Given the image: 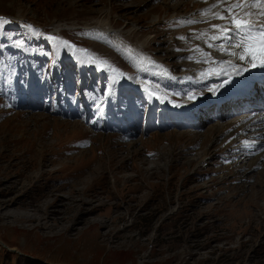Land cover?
<instances>
[{
    "label": "rangeland",
    "instance_id": "1",
    "mask_svg": "<svg viewBox=\"0 0 264 264\" xmlns=\"http://www.w3.org/2000/svg\"><path fill=\"white\" fill-rule=\"evenodd\" d=\"M194 1L0 0V264H264V141L253 149L254 134H245L238 148L252 154L239 160L236 144L225 140L246 122L234 118L247 112L206 119L203 131L148 127L141 125L147 104L131 91L140 117L134 134L94 126L108 124L100 117L106 74H93L87 55L134 79L131 44L171 55L201 24L191 17L205 5ZM189 20L196 22L183 23ZM105 21L113 31L103 29ZM58 36L87 55L64 62L68 47L50 39ZM162 60L174 63L173 56ZM36 71L47 95L34 107L26 98L13 101L26 89L16 94L4 76L17 74L24 84L26 72L32 79ZM174 84L165 92L182 99ZM67 95L77 97L78 117L58 112ZM85 111L88 120L80 119ZM255 155L259 161H247Z\"/></svg>",
    "mask_w": 264,
    "mask_h": 264
},
{
    "label": "bare ground",
    "instance_id": "2",
    "mask_svg": "<svg viewBox=\"0 0 264 264\" xmlns=\"http://www.w3.org/2000/svg\"><path fill=\"white\" fill-rule=\"evenodd\" d=\"M197 1L202 2L203 5H205V9L211 8V11L208 13H205L203 11V13L198 16L192 15L191 18L196 19V21L201 22V24L192 26L187 30L186 32L187 41L184 44H182V42H179L178 50L176 51L173 50L170 53L171 55L169 56L168 55L166 56L163 53L158 54L161 56H155V55H149L147 51L144 52L143 48L141 47V45H139V43L138 45L131 44L132 45L131 48H134L133 49L134 53L138 54V59L136 63L132 61L134 62L136 66L139 67L138 74L134 76V79L132 78L130 79L129 76H125L121 74L120 72L118 73L119 74L118 80L119 79L122 80L123 77L129 79L131 86L134 89H136L141 94V96L144 98V100L149 104V108H146V111L144 114V121H143L144 125L146 126L162 128L165 126H170L171 124L175 123V124L181 125V127H193V125H196L195 129L193 130H199V131L205 130V129L199 128L200 125L202 124V121L206 119L205 117H210L211 119H213V117L217 116V114L207 113V110L204 108V106H201L200 104L201 100L202 99L209 100L213 97L218 96L223 91H225L226 85H228V83L225 84L224 81L228 80V76L230 74L236 73L230 65L222 63L223 61L231 59L229 55L226 52L219 51V49L214 46V45L222 44L223 43L222 40L211 39L212 36L220 34V30L213 28L212 25L227 24L226 20L213 18V15L219 12L221 15L229 16L230 13H228L226 9L231 4L235 3L236 0H220V2H218V0H195L194 2L196 3ZM213 4H216L217 7L212 8L211 6ZM240 11H241L240 9H233V12H240ZM251 19L258 20V21L262 19V22H264V17L253 16L251 17ZM102 27L106 31H113L111 30L112 26L109 21L102 22ZM114 32L113 33L111 32L114 36H118V37L120 36L119 34L116 33V31ZM202 34H205V35L202 36ZM210 45H213V46H210ZM80 50H75V52L80 53L81 52ZM140 51H143V52H140ZM168 51H171V50H168ZM203 53H211V57H205L203 56ZM89 55L91 54H88L87 56ZM170 56H173L174 58V63L171 64V68L168 67L166 63L162 60V57L166 59L168 57L170 58ZM236 63L240 65L239 71L243 67H251L246 61H236ZM89 64L91 68L93 69L94 68L93 64L92 63H89ZM151 67H153L154 69L152 70ZM140 70H141V73H140ZM222 70H223V73L220 75L213 74V73H221ZM165 71H167L168 73L167 75L163 74ZM153 75L158 79L156 78L153 79L154 77ZM176 80L179 81L180 88H181V94L183 93L182 99H179V100L176 99V102L178 103L179 106L183 108L182 114L185 117V120L182 121L180 119L178 123H176V121H173V118L176 115V111L166 110L165 108L161 107L156 116H154L153 114V107L156 101H158L161 98H165L168 95L167 92H165V87H167L168 85L173 86L174 83L172 84V82ZM118 84L119 83H117L115 87L114 85L112 86L116 89L117 87H119ZM217 85H222V86L216 87L214 91H209V89H212L214 86H217ZM40 88H41L40 82L37 83L36 80H34L33 91L30 93L31 98L34 102L40 101L41 99L39 95ZM153 93H155V95H153ZM189 93H191L195 98L189 99L188 98ZM259 93H262V89L259 91ZM30 95L25 97L26 100H28V97H30ZM258 98L259 97L251 99V102H249L250 110H248L250 112L246 113L245 117L234 118L233 121L239 120L238 122H241L242 120L245 121L246 119V122L243 124L244 126L241 125L238 128L236 127L234 129H229L230 132L225 135L226 141H231L234 145L236 144L235 147L231 149L233 152L236 149H238L237 153L239 154L238 156L239 160L244 157L245 153H247L248 155L252 154L249 151H247L249 147L245 148V150H243L244 152L243 151L241 152L240 149L238 148L240 144L237 141L244 139L243 137L244 134H255V136L258 137L259 141L264 140V107L262 108L255 107L258 105V100H259ZM262 102L264 103V96H262ZM198 104H200V106L197 107ZM189 105H194L195 108L189 109L188 108ZM234 105L240 108V105L238 104H234ZM122 112L123 114H121L120 119L122 120V123L124 124V126H126L124 133L132 135L136 132L139 124L137 121H135L132 117L129 116L128 109L127 110L122 109ZM220 113L222 112L220 111ZM205 114L206 116H204ZM181 130H184L187 133L195 135L193 133L194 131L193 130L190 131L188 130V128L181 129ZM248 131L249 133H247ZM252 138H255V137H252ZM250 142H252L250 147L255 149V147L257 146V142L254 141L253 139H251ZM213 144H214L213 142L210 145L209 143L205 144V149L207 151L202 153L204 154L203 156L200 157V155L202 154L200 155L198 154L199 156L196 154L198 156L197 158L199 159V162L202 160L204 161L207 158L205 154L211 152L210 147ZM166 160H168V158H166ZM187 160L189 162L190 158L188 157ZM259 160L260 159H257L256 155L254 157L247 158V161L249 162H252V161L256 162ZM157 163L155 161L153 162L154 165H156ZM160 163L163 164V161ZM164 163L167 164V161H165Z\"/></svg>",
    "mask_w": 264,
    "mask_h": 264
},
{
    "label": "snow or ice",
    "instance_id": "3",
    "mask_svg": "<svg viewBox=\"0 0 264 264\" xmlns=\"http://www.w3.org/2000/svg\"><path fill=\"white\" fill-rule=\"evenodd\" d=\"M218 2H220V0H218ZM211 7L215 8L217 5L213 4ZM233 9H240L241 11L233 12ZM210 11L211 8L204 9L205 13ZM226 11L230 13L229 16L221 15L219 12L213 15V18L226 20L227 24L212 25L213 28L220 30V34L211 37L213 40H223L225 43L214 46L217 47L219 51L226 52L233 58L223 61L222 63L230 65L237 75L240 74V65L236 63V61H246L251 67H264V23L251 19L253 16L264 17V0H236V2L231 4ZM5 22L6 21H4L3 18H0V25ZM195 22L196 21L189 20L184 21L183 23ZM205 34H202V36ZM50 39L58 40L56 37H50ZM59 43L69 47L70 50L75 49L76 47L75 45H70L68 41H59ZM80 51L87 52L86 49ZM73 55H75V52H73ZM203 56L211 57V53H203ZM87 62L96 64L102 69L107 67L112 71H117L112 68L107 61L94 59L92 55H89ZM222 73L223 70L221 73L213 74L220 75ZM163 74L167 75L168 73L165 71ZM113 79H115V77ZM228 82V80L224 81L225 84ZM221 86L222 85L214 86L212 89H209V91H214L216 87ZM153 95H155V93H153ZM188 98L194 99L195 97L189 93Z\"/></svg>",
    "mask_w": 264,
    "mask_h": 264
},
{
    "label": "trees",
    "instance_id": "4",
    "mask_svg": "<svg viewBox=\"0 0 264 264\" xmlns=\"http://www.w3.org/2000/svg\"><path fill=\"white\" fill-rule=\"evenodd\" d=\"M22 257H23V255H22ZM24 258V257H23ZM24 259H27V258H24ZM20 262V261H19ZM23 263L24 264H45V263H39V262H35L34 260H32V259H27V260H24L23 261Z\"/></svg>",
    "mask_w": 264,
    "mask_h": 264
}]
</instances>
